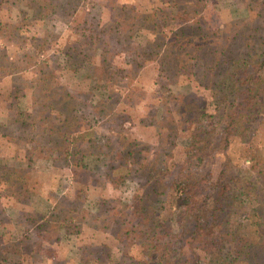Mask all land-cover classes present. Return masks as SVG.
I'll return each mask as SVG.
<instances>
[{"label": "rangeland", "instance_id": "374dc122", "mask_svg": "<svg viewBox=\"0 0 264 264\" xmlns=\"http://www.w3.org/2000/svg\"><path fill=\"white\" fill-rule=\"evenodd\" d=\"M183 1L157 0L154 4L153 0H58L34 8L25 5L24 0L19 1L28 13L25 28L20 32L9 23L0 33V234L4 233L14 240L21 239L23 249L20 253L10 254L2 264H83V260L89 256L96 257L98 264H133L136 246H139L138 236L133 237V233L138 235V232H131L133 242H130V252L123 253L126 243L122 239L124 226L132 225L134 230L154 227L158 209L163 210L158 206L170 192L166 185L172 181L181 165V162L176 161L174 152L178 151V160L184 158L180 147L186 138L181 126L170 130L159 127L163 124L170 126L180 117V112L193 118L209 109L212 97L208 88L200 84L203 72L216 74L224 65L222 46L233 35V44H239L236 46L237 51L244 53L249 50L248 45L245 47L246 44H242L238 29L246 27L248 33L252 28L250 24L264 27L263 20L257 21L262 16L257 9L264 5L256 6L264 0H189L193 9L197 10V15L188 22L198 21L199 27H206V38L201 45L193 47V65L189 73L176 72L170 65L172 61L162 68L160 62L164 53L161 50L156 52L148 44L158 35V31L145 28L150 22L144 13L154 5L165 6L167 11L177 16L173 22L179 26L184 23V18H180L186 5ZM250 5L256 10V18H253L254 12L248 9ZM110 11L120 20V27L111 23ZM12 21L18 23L20 16H14ZM76 23L87 25L86 28L93 33L103 26L104 34L110 31L111 37L106 39L110 44L113 43L116 51L112 55L108 53L109 58L99 57L94 62L81 61L79 58L70 60L60 51L54 37L59 39L60 34H66L68 28ZM104 43L107 49L111 48L107 42ZM99 50L98 46L97 55ZM119 58L125 62V75L119 77V82L115 84L114 89L119 91L115 95L109 91L107 80L112 73L111 63H118ZM70 63H76L73 72L66 70ZM54 72L68 79L69 89L61 103L57 102V107L51 104V99L47 102L44 97L47 94L44 90L49 88ZM43 103L51 108L45 119L40 120L43 114H39L37 109L44 108L39 106ZM114 105L130 108L133 118L124 117L119 122L114 121L112 115H105ZM64 123L69 125L70 130L68 152L57 155L49 153L54 150L40 149L37 137L43 130L41 125H52L58 133ZM21 124L31 128L24 132L19 127ZM251 126L257 128V133L251 140L253 145L249 150L264 156V116ZM1 133L14 136L22 134L29 142L24 140L20 146V143L1 137ZM166 137L171 138L170 142ZM30 139L35 140L32 142ZM45 139H52L51 134L41 141ZM126 143L135 153L129 164L131 173L124 175L123 181L114 184L105 177V170L112 159L123 165L125 160L120 150L126 152ZM18 146L21 157L26 151L30 155H26L28 158L25 159L11 160L9 155ZM43 147L53 145L47 141ZM116 149L119 153H116ZM108 151L116 153L115 158L108 160ZM247 158V151L238 155V159L243 162ZM173 159L176 162L173 163ZM136 161L144 164L154 161L157 167L164 170L161 176L164 181L152 179L145 186V179L152 170L150 166H144L138 171ZM81 164H86L91 173L82 172L80 177L97 183L94 190H86V194L89 193L86 197L88 208L99 204L105 209L119 200V214L113 216L109 225L102 230L97 246L88 249L79 247L77 239L84 223L67 221L60 231L63 238L65 236L60 242L63 247L59 250L60 254L53 258L55 245L40 237L36 227L49 215L56 196L61 197L68 189L74 193V177L78 173L73 174L72 171L74 166L78 169ZM247 170L252 178L262 175L264 164L260 161ZM242 178H234L230 182L231 186L234 189L241 186ZM30 183H34L31 185L36 188L30 200L18 201L7 194L10 190L27 189ZM8 185H11L9 190ZM208 186V181L200 183L203 191L209 190ZM142 187H155L157 193L152 192L153 197L146 198L139 217L131 213L133 207L130 203L134 195L143 190ZM256 191L255 195L243 196L242 210L245 213L254 209L264 220V177L259 181ZM68 199L71 198L65 196L60 200ZM169 206L172 205H167V211ZM239 217L247 221L243 214H239ZM88 222L93 223L90 219ZM8 242H0V249Z\"/></svg>", "mask_w": 264, "mask_h": 264}, {"label": "trees", "instance_id": "16d2710c", "mask_svg": "<svg viewBox=\"0 0 264 264\" xmlns=\"http://www.w3.org/2000/svg\"><path fill=\"white\" fill-rule=\"evenodd\" d=\"M19 1L22 0H0V33H3L9 23H12L20 32L25 28L28 13L21 7ZM49 1L58 0H24L25 5L33 8L49 4ZM153 1L155 4L157 0ZM183 2L186 5L180 18H184V23L175 26L173 19L177 16L167 11L165 6L154 5L144 13L150 22L145 28L153 32L158 31V35H155L148 44L150 43L156 52L161 50L164 53V58L160 62L161 67L165 68L169 61H172L170 65L176 72L189 73L193 65V47L204 42L206 27H199L198 21L188 22L190 18L196 17L197 10L193 9L189 0ZM188 4L192 7L191 9L188 8ZM258 5H264V1H260L256 6ZM122 7L125 8L124 5ZM156 9H159V12H156ZM248 9L254 12L253 18L258 16L252 5ZM257 10L263 16H260L257 21H264V6ZM119 11L123 16L121 9ZM110 13H112L111 23L120 27V20L115 18L113 11ZM14 16H20L18 23L12 21ZM86 27L88 26L76 23L68 28L66 34L65 32L60 34L59 39L55 36V42L60 51L64 52L70 60L79 58L81 61L94 62L99 57L109 58L108 53L112 55L116 51L113 43L110 44L106 39L111 37L110 31L104 34L103 26H101L98 32L93 33ZM250 27L252 28L248 33L246 27L237 30L242 44L244 42L245 47L249 46L247 52L237 51L236 46L239 44H233V35L222 46L225 60L220 68L222 70L219 69L216 74L203 72L200 84L206 86L211 94L212 105L209 109L193 118L180 112V117L170 126L163 124L159 127L170 130L181 126V131L186 138L185 143L180 147L184 158L178 160L176 156L178 151L176 153L173 151L176 161L181 162V165L175 177L166 185L170 188V192L161 201L160 207L158 206L163 210L158 209L154 227L151 229L140 227L134 230L132 225L124 226L122 239L126 243L123 253L130 252L129 246L134 236H138L139 240L133 264H264V220L254 209L245 213L242 210V201L245 200L243 196L255 195L257 185L264 177V174H258L252 178L247 174L249 167H255L260 161L264 164V156L260 152L253 153L249 150V147L253 145L251 140L257 133V128L251 125L264 116V27L260 24L254 26L250 24ZM246 39L253 42L250 43ZM100 40L107 42L111 48L107 49L105 43ZM98 46L100 50L97 55ZM124 63L121 58L118 63H111L112 73L107 81L109 91L115 95L119 91L114 89V86L119 82V77L125 75ZM75 65L76 63H70L66 70L73 72L76 69ZM68 91V79L54 72L49 88L44 90L47 93L44 97L47 102L51 99V104L57 107V102L61 103ZM124 105L121 104V106ZM39 106H44L42 109H37L39 114H43L39 119L44 120L51 106L47 107L45 103ZM121 106L120 108L117 105L111 106L113 109H108L105 115H112L114 121L119 122L124 117L133 118L130 116V108ZM33 115L38 117L37 114ZM30 126L32 127L33 123ZM19 127L24 132L31 128L27 124H21ZM41 127L42 132H37L39 133L37 143L40 149L54 150L49 153L57 155L68 152L70 138L68 124L64 123L58 133L54 131L52 125H41ZM50 134L53 140L41 141ZM1 135L8 138L10 142L13 140L17 144L20 143V146L26 139L22 134L14 136L1 133ZM30 140L34 142L35 139ZM166 140L170 142L171 138L166 137ZM25 141L29 142V139ZM47 141L48 144L52 143L53 147H43ZM127 145L128 143H126V152L120 150L125 160L123 165L112 161V157L115 158L116 153H119L118 149L116 153L108 151L106 154V158L112 160L106 167L105 177L114 184L123 181L124 175L131 173L129 164L135 153L133 148ZM20 146L15 147L10 153L11 160L25 159L30 155L26 151L21 157ZM243 151H247L248 156L244 162L238 159L239 153ZM176 161L173 159L172 162ZM141 162L136 161L138 171L144 166H150L152 170L145 179V186L152 179L163 178L161 176L164 175V170L157 167L154 161L146 162V165ZM74 168L72 173H78V176L74 177V193L68 189L61 197L56 196L49 215L36 227L40 237L55 245L53 258L60 254L59 250L63 247L60 242L61 239H65V236L63 238L60 231L67 221L84 223L83 231L77 239H79V247L88 249V247L97 246L96 244L101 240L102 230L109 225L113 216L119 214L117 205L119 200L105 209H102L99 204L88 208L86 199L89 193L86 194V190H94L97 183L80 177L82 172L91 173L86 164L79 165L78 169L76 166ZM240 177H243L242 185L234 189L230 182ZM6 181L4 182L7 184L8 181ZM204 181H208L209 184L207 191L200 189V183ZM31 184L34 183H30L27 189L10 190L7 194L14 196L18 201L30 200L36 192V188ZM7 189H11V185H8ZM152 192L157 193L155 187L145 188L135 194L133 202L130 203L133 207L131 213L141 217L143 203L147 197H153ZM65 196L71 199L61 201L60 199ZM168 204L172 206H169L167 211ZM239 214H243L247 221L240 219ZM88 219L93 223H89ZM131 232H138V235L133 233L132 237ZM20 240H14L5 236L4 233L0 234V242L9 241L4 248L0 249V264L5 263L10 254L21 252L23 246ZM83 264H98L97 258L89 256L83 260Z\"/></svg>", "mask_w": 264, "mask_h": 264}]
</instances>
